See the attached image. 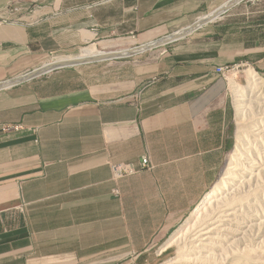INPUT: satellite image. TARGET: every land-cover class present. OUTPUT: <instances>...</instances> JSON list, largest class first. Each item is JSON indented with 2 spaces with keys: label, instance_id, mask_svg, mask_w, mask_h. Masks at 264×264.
Returning <instances> with one entry per match:
<instances>
[{
  "label": "crops",
  "instance_id": "crops-1",
  "mask_svg": "<svg viewBox=\"0 0 264 264\" xmlns=\"http://www.w3.org/2000/svg\"><path fill=\"white\" fill-rule=\"evenodd\" d=\"M240 2L0 0V82L50 55L60 67L127 52L0 89V264H142L165 241L233 146L215 67L242 59L264 74V29L227 19ZM214 12L216 36L213 21L187 31ZM238 31L248 47H226ZM145 155L152 169L114 180L113 164L138 168Z\"/></svg>",
  "mask_w": 264,
  "mask_h": 264
},
{
  "label": "rangeland",
  "instance_id": "rangeland-1",
  "mask_svg": "<svg viewBox=\"0 0 264 264\" xmlns=\"http://www.w3.org/2000/svg\"><path fill=\"white\" fill-rule=\"evenodd\" d=\"M239 4L237 8L229 12L230 16L227 18L232 21V26L237 29L248 27L247 30H249L253 27V30H263L264 21L259 17L264 15V0H241ZM222 22L223 20L216 18L207 24L205 32L209 33L208 38L216 36L217 25ZM204 26L205 24L195 26L194 31L197 29L202 31L199 28ZM195 33L199 32L195 31ZM228 34V38H225L226 47L230 49L248 47L241 32ZM79 51L81 49L70 51L68 54H77ZM54 56H48L37 67L40 71H37V76L44 75L40 69L54 62ZM105 63L107 62L92 65H97L96 69L99 70V67L104 66ZM216 68H222L224 71L223 74L216 73L220 75L228 99L234 108L235 133L233 146L226 154L225 163L215 183L223 175L235 151L239 133L243 130L247 134L244 136L246 138L243 140L244 145L240 146L242 149L239 148L240 151H238L241 163V167L238 166L235 170L238 175L234 177L230 185L223 188L217 198L209 205L207 203L197 214H195L196 206L202 200L194 205L164 242L162 241L146 252V258L142 264H264V87H256L257 91L249 84L245 72L249 68L253 69L263 80L264 74L242 59ZM232 79L236 85H240L241 89L235 91ZM238 105L240 106L239 111L237 110ZM172 236L176 237L173 244L164 247L163 245Z\"/></svg>",
  "mask_w": 264,
  "mask_h": 264
},
{
  "label": "bare ground",
  "instance_id": "bare-ground-1",
  "mask_svg": "<svg viewBox=\"0 0 264 264\" xmlns=\"http://www.w3.org/2000/svg\"><path fill=\"white\" fill-rule=\"evenodd\" d=\"M229 1V0H228ZM232 1V0H231ZM238 2L239 0H235V2ZM231 3V2H230ZM222 9V8H221ZM217 10V9H216ZM215 16H218L217 15V12L215 13H211L210 15H208V16H204V17H202L200 20H199V22L196 24V25H201L202 23H204L205 21H208V20H206V19H209V18H214ZM196 25H194L193 27H191V29H189V30H192V29H194L195 28V26ZM181 35V34H180ZM164 41H168V39L167 40H163L162 42H164ZM126 54L127 52H123V54ZM108 55L107 54H105V53H103L101 56H97V57H93V58H91V59H86V60H81V61H78V62H76V63H81V62H87V61H91V60H96V59H100V58H105V57H107ZM68 64V63H66V62H62V61H58V60H55L54 62H52L51 64H49V65H47V66H44L43 68H41L40 70H41V72H43V74H45V73H47L48 71H50L51 69H53L55 66H59V65H62V64ZM37 71H39L38 69L35 71H33V72H30V73H28V75H26V76H23V77H21L20 79H18V78H16V79H14V80H11V81H7V82H4V83H1L0 84V89L1 88H5V87H8V86H10V85H12V84H14V83H16V82H19V81H21V80H27V79H30V78H33V77H36V76H34V75H37ZM40 72V71H39ZM246 76H247V79H248V82H249V84L251 85V86H254L255 87V89H256V87H264V80L258 75V73L256 72V71H254L253 69H247L246 70ZM39 74V73H38ZM42 75V74H41ZM232 84H233V87H235V91L236 90H238V89H241V87H240V85L238 86V85H236V83H235V81H233V79H232ZM230 86V85H229ZM259 87V88H260ZM258 88V89H259ZM263 89V88H262ZM261 89V90H262ZM250 90H252V89H250ZM257 90V89H256ZM255 90V91H256ZM253 91H254V89H253ZM258 91V90H257ZM235 93V92H234ZM238 93V92H237ZM238 95V94H237ZM243 106V105H242ZM241 106V107H242ZM237 110L239 111L240 110V106L238 105L237 106ZM245 134H247V132L245 133V131H243V130H241L240 131V133H239V136H238V138H237V142H236V146H235V148H234V152H233V154L231 155V158L229 159V162H228V164H227V166H226V168H225V170H224V172H223V175L220 177V179H219V181L217 182V183H215V185L213 186V188L206 194V196L204 197V199H202V201L200 202V203H198V206H196V210H195V214H197V213H199L200 211H201V209L202 208H204L205 206H206V204L208 203V205H209V203L211 202V201H213L215 198H217L218 196H219V194L220 193H222V190H223V188H225L226 186H228V185H230L233 181V179H234V177L235 176H237L236 175V173L237 172H235V170L237 169L236 167H241L240 165H241V163H240V160H239V152L238 151H240L239 150V148H240V146H242V144H243V140H244V136H245ZM247 137V136H246ZM246 139V138H245ZM244 145V144H243ZM240 149H242V148H240ZM244 151V150H243ZM238 153V154H237ZM241 153V152H240ZM244 154V153H243ZM243 156V155H242ZM241 156V157H242ZM245 168V167H244ZM239 169H241V168H239ZM226 190V189H225ZM221 198V197H220ZM233 202V201H232ZM232 205V204H231ZM211 206V205H210ZM194 214V215H195ZM203 221V220H202ZM204 222V221H203ZM175 234V233H174ZM176 235V234H175ZM176 237L175 236H172L166 243H165V245H163L164 247H167V246H171V244H173L172 242H173V240L175 239ZM163 247V248H164ZM245 251V250H244ZM248 252H249V250H248ZM253 254V253H252ZM262 254V253H261ZM255 255V254H254ZM179 256V255H178ZM181 256V255H180ZM182 256H183V254H182ZM236 256V255H235ZM240 256V255H239ZM242 256H243V254H242ZM249 256V255H248ZM238 257V256H237ZM180 258V257H179ZM242 258V257H241ZM245 258V257H244ZM252 258V257H251ZM255 258V257H254ZM233 259V258H232ZM235 259V258H234ZM250 259V258H249ZM248 259V260H249ZM181 260V259H180ZM253 260V259H252ZM261 260V259H260ZM244 261V260H243ZM246 261V260H245ZM244 261V262H245ZM262 261V260H261ZM232 262V261H231ZM252 262V261H251ZM242 263V262H241ZM248 263V262H247ZM231 264V263H230ZM240 264V263H239Z\"/></svg>",
  "mask_w": 264,
  "mask_h": 264
},
{
  "label": "built area",
  "instance_id": "built-area-1",
  "mask_svg": "<svg viewBox=\"0 0 264 264\" xmlns=\"http://www.w3.org/2000/svg\"><path fill=\"white\" fill-rule=\"evenodd\" d=\"M19 11H20V8L18 6L12 7L11 9L12 13H18ZM215 71L221 74H223L224 72L222 68H216ZM152 168H153V164L151 163L148 155H145L141 158L140 166L138 168H136L133 164H129V163H118V164H113L111 166L114 180L123 179L130 175H133L139 170H144V169L148 170ZM113 193L116 196H119L120 194L117 188L113 190Z\"/></svg>",
  "mask_w": 264,
  "mask_h": 264
},
{
  "label": "water",
  "instance_id": "water-1",
  "mask_svg": "<svg viewBox=\"0 0 264 264\" xmlns=\"http://www.w3.org/2000/svg\"><path fill=\"white\" fill-rule=\"evenodd\" d=\"M212 20H208V21H206V22H204L203 24H207V23H209V22H211ZM194 26V25H193ZM196 26H198L199 27V25H196ZM196 28V27H195ZM194 28V29H195ZM189 29H191V27L189 28ZM187 30L188 32L189 31H192V30ZM193 29V30H194ZM179 34H181V35H179ZM184 33L183 32H180V33H178V34H175V35H171L169 38H167L168 39V41H164V42H160V43H156V44H159V45H162V44H165V43H167V42H172V41H176V40H178L179 38H181V37H183L184 35H183ZM167 39H165V40H167ZM145 48H147V46H145ZM142 49V48H141ZM136 51H138V50H132V51H130L129 52V54H127V55H131V54H133V53H136ZM107 57H105V58H100V59H96V60H91V61H87V62H81V63H75V64H69V65H63V66H60V67H58V68H61V67H66V66H73V65H79V64H85V63H89V62H98V61H106V60H109V59H117V58H120V57H124V55H126V54H121V53H107ZM54 69H56V68H53V69H51L50 71H52V70H54ZM49 71V72H50Z\"/></svg>",
  "mask_w": 264,
  "mask_h": 264
},
{
  "label": "clouds",
  "instance_id": "clouds-1",
  "mask_svg": "<svg viewBox=\"0 0 264 264\" xmlns=\"http://www.w3.org/2000/svg\"><path fill=\"white\" fill-rule=\"evenodd\" d=\"M218 17V16H217ZM213 21V20H212Z\"/></svg>",
  "mask_w": 264,
  "mask_h": 264
}]
</instances>
